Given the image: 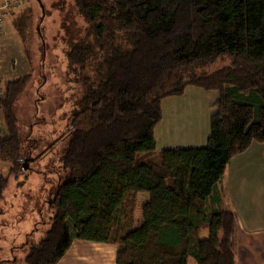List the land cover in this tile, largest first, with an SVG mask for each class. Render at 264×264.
<instances>
[{
  "label": "trees",
  "instance_id": "16d2710c",
  "mask_svg": "<svg viewBox=\"0 0 264 264\" xmlns=\"http://www.w3.org/2000/svg\"><path fill=\"white\" fill-rule=\"evenodd\" d=\"M73 2L88 27L67 54L82 95L50 227L25 264H57L74 240L116 245V264H237V219L220 184L236 157L264 143V0ZM11 9L26 42L33 11ZM219 62L227 65L211 70ZM29 77L0 81V161L9 175L24 169L14 105ZM188 87L216 92L207 144L140 159L156 149L163 100ZM8 182L0 176V202ZM140 193L149 196L138 220Z\"/></svg>",
  "mask_w": 264,
  "mask_h": 264
},
{
  "label": "rangeland",
  "instance_id": "374dc122",
  "mask_svg": "<svg viewBox=\"0 0 264 264\" xmlns=\"http://www.w3.org/2000/svg\"><path fill=\"white\" fill-rule=\"evenodd\" d=\"M41 3L43 10L39 0H6L4 10L8 13L4 12L0 25V80L30 76L14 105L21 156L27 166L9 175V164L0 161V176L9 177L0 202V262L7 264H25L30 246L44 239L50 227L49 202L64 175L59 160L67 144L71 115L82 95L76 76L69 72L67 54L87 34L88 27L73 0H41ZM12 7L16 13L19 9L33 11L34 29L26 42L12 24L15 16L11 14ZM225 65L227 62H219L211 70ZM205 92L206 98L216 95ZM176 111L183 113L180 108ZM145 154L140 153L139 158L160 159V152ZM147 196L148 193L138 196L135 215L138 220ZM201 231V237H206L208 228ZM188 264L197 263L189 258Z\"/></svg>",
  "mask_w": 264,
  "mask_h": 264
},
{
  "label": "crops",
  "instance_id": "0c3cea01",
  "mask_svg": "<svg viewBox=\"0 0 264 264\" xmlns=\"http://www.w3.org/2000/svg\"><path fill=\"white\" fill-rule=\"evenodd\" d=\"M5 6L6 0H0V25L6 15ZM215 98L216 95L206 98L202 89L188 87L183 96L172 98L170 104L166 101L169 98L163 100V120L155 129L154 153L205 146ZM176 108L183 113L179 114ZM220 188L237 219V264H264V143L252 144L231 162ZM116 255L114 244L74 240L57 264H116Z\"/></svg>",
  "mask_w": 264,
  "mask_h": 264
},
{
  "label": "water",
  "instance_id": "95a60500",
  "mask_svg": "<svg viewBox=\"0 0 264 264\" xmlns=\"http://www.w3.org/2000/svg\"><path fill=\"white\" fill-rule=\"evenodd\" d=\"M39 2H40V5H41V8H42V10H43V5H42V3H41V0H39ZM27 166V162H26V159L24 160V168Z\"/></svg>",
  "mask_w": 264,
  "mask_h": 264
}]
</instances>
